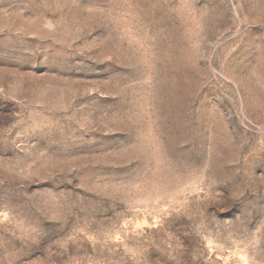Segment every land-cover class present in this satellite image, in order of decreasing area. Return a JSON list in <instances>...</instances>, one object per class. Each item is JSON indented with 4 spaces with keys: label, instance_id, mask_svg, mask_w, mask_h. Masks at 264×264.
<instances>
[{
    "label": "rangeland",
    "instance_id": "obj_1",
    "mask_svg": "<svg viewBox=\"0 0 264 264\" xmlns=\"http://www.w3.org/2000/svg\"><path fill=\"white\" fill-rule=\"evenodd\" d=\"M0 264H264V0H0Z\"/></svg>",
    "mask_w": 264,
    "mask_h": 264
}]
</instances>
